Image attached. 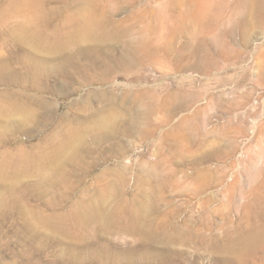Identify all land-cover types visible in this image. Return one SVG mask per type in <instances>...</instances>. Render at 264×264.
Wrapping results in <instances>:
<instances>
[{
	"label": "rangeland",
	"instance_id": "obj_1",
	"mask_svg": "<svg viewBox=\"0 0 264 264\" xmlns=\"http://www.w3.org/2000/svg\"><path fill=\"white\" fill-rule=\"evenodd\" d=\"M206 1L0 0V264H264V0Z\"/></svg>",
	"mask_w": 264,
	"mask_h": 264
},
{
	"label": "bare ground",
	"instance_id": "obj_2",
	"mask_svg": "<svg viewBox=\"0 0 264 264\" xmlns=\"http://www.w3.org/2000/svg\"><path fill=\"white\" fill-rule=\"evenodd\" d=\"M175 1H187L188 3H189V5H188V10L186 11V13H187V15H185V16H187V18H189V21L191 22L192 21V27H193V32L192 33H194V32H196L197 33V30L196 29H198V27H204V25L206 24V20L208 19L207 18V11H208V1H206V0H175ZM190 6V7H189ZM190 9V10H189ZM246 9V8H245ZM242 14V13H241ZM250 15V14H249ZM247 16V15H246ZM249 17V16H248ZM246 19V18H245ZM87 20V19H86ZM105 22V21H104ZM211 22V21H210ZM209 24V23H208ZM216 24H218V23H216ZM247 25H249V24H247ZM246 25V26H247ZM251 25V24H250ZM95 26H96V29H94V27H93V24L91 23V21H90V23H88V26H87V28H86V26H85V28H83V33H85V36H83L82 35V37H84L85 39H87V38H89V37H94V38H96V37H99L100 36V30H101V28H102V26H103V24L101 23V22H96V24H95ZM243 27V26H242ZM200 30H198V32H199ZM244 31H245V29H244ZM79 32V31H78ZM77 32V33H78ZM86 32H87V35H86ZM226 36H228V34L226 35ZM196 37V36H195ZM104 39V38H103ZM196 39H197V37H196ZM245 42H248V39H247V36H245ZM244 41V40H243ZM210 45V44H209ZM212 45V44H211ZM210 45V46H211ZM144 46V48L146 47V50H145V52H144V54H143V56H146L145 58L144 57H142V61H144L146 58H148L149 60H150V58H151V60L152 61H155L156 60V55L157 54H154L153 56H152V53H150V50L152 49V47H151V45L150 44H146V45H143ZM211 47H213V46H211ZM143 48V49H144ZM202 47H200V46H196L195 47V50H197V49H201ZM210 48V47H209ZM203 50V49H202ZM227 51V50H226ZM228 52V51H227ZM224 53V52H223ZM226 55H228V53L226 54L225 53V56ZM173 61H175L174 59H173ZM209 61V60H208ZM211 61H209V63H210ZM184 63V62H183ZM187 63V62H186ZM181 64V63H180ZM203 64H204V62H203ZM191 67H199V68H201V69H205V68H202V63H201V61H195L194 62V64H189ZM210 65H211V63H210ZM209 65V66H210ZM209 66H207V68L205 69L206 70V72L208 71V70H210V68H209ZM217 66V65H216ZM185 67V66H184ZM213 67V66H212ZM179 68V67H178ZM209 68V69H208ZM214 68H216V67H214ZM213 68V70H216L217 68H219V67H217L216 69H214ZM212 69V68H211ZM205 70H203V71H205ZM202 71V72H203ZM205 74V73H204ZM157 98H158V96H157ZM171 104V103H170ZM169 106V105H168ZM171 106H173V104L171 105ZM174 109V108H173ZM174 111V110H173ZM104 122H107L106 120L104 121ZM104 124V123H103Z\"/></svg>",
	"mask_w": 264,
	"mask_h": 264
}]
</instances>
